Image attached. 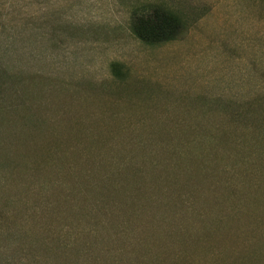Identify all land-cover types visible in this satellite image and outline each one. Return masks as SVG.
<instances>
[{
	"label": "rangeland",
	"instance_id": "1",
	"mask_svg": "<svg viewBox=\"0 0 264 264\" xmlns=\"http://www.w3.org/2000/svg\"><path fill=\"white\" fill-rule=\"evenodd\" d=\"M0 264H264V0H0Z\"/></svg>",
	"mask_w": 264,
	"mask_h": 264
},
{
	"label": "trees",
	"instance_id": "2",
	"mask_svg": "<svg viewBox=\"0 0 264 264\" xmlns=\"http://www.w3.org/2000/svg\"><path fill=\"white\" fill-rule=\"evenodd\" d=\"M150 11L151 13L148 15L135 18V21L132 27L134 34L145 43L156 44V43H163V42L174 40L181 33L184 22L187 21L186 18H183V16L180 13L176 11H170L169 9H166L161 6H155ZM90 175L91 173L85 170L79 174V178L86 179ZM118 175L119 176L123 175V168H120V170L118 171ZM85 185L92 188L96 192V194H98L101 188L106 189V185L104 183H102L103 185L102 187L93 186L91 183H88V184L85 183ZM96 207L99 208L101 212L104 209L103 207H100L99 205H97ZM191 208L192 206L182 204L179 212L176 215V218L174 219L176 221L177 226L179 228H182V230H187V229H184V227H186L187 219H188L187 217L190 214ZM183 211L187 215L182 214ZM98 227L103 232V235L97 237L93 231H89V233L86 234V237L84 238L85 242L84 243L81 242L82 245H84L85 247H88V245L90 244L89 241L92 239V237H94L93 239H95L98 243H101L104 241V238H105L104 231L107 228H109L108 223H102V221H100ZM79 236L81 239L82 234L79 233ZM68 242L69 241L67 240L66 241L59 240V244L61 243V246H62L61 248L62 255H65L67 251L71 250V244H69Z\"/></svg>",
	"mask_w": 264,
	"mask_h": 264
}]
</instances>
